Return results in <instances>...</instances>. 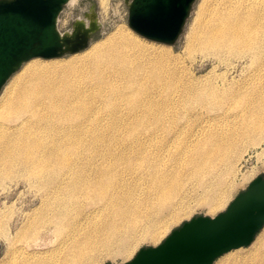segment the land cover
Segmentation results:
<instances>
[{
  "label": "bare ground",
  "instance_id": "6f19581e",
  "mask_svg": "<svg viewBox=\"0 0 264 264\" xmlns=\"http://www.w3.org/2000/svg\"><path fill=\"white\" fill-rule=\"evenodd\" d=\"M227 1L222 14L211 18L213 26L203 32L199 44L233 54L254 70L240 84L230 85L225 103L213 92L204 94L221 106L225 117L189 135L176 150L172 148L179 133L166 127L157 114L158 120L152 119L150 126L156 128L147 129L117 153L109 150L100 164L82 171L85 136L90 125L98 126V97L110 74L126 80L133 113L129 115L135 119L140 96L150 85L161 88L171 77L158 61L125 52V47L135 48L138 43L122 29L80 62L59 67L33 64L8 92L2 109L15 123L0 126V168L16 165L43 193L35 221L30 219L16 236L33 232L37 237L28 247L53 245L43 255L22 248L18 264H98L103 252L129 253L141 238H157L179 217L184 177L199 176L216 161H227L234 142L264 140V0ZM107 2L101 0L104 7ZM87 17L94 20L96 14ZM151 91L149 96L156 95ZM139 126L135 124L133 135ZM159 130L174 135L163 137ZM224 193L217 191L215 205L223 202ZM6 218H0V236L10 242ZM231 264H264V243L249 259Z\"/></svg>",
  "mask_w": 264,
  "mask_h": 264
},
{
  "label": "rangeland",
  "instance_id": "374dc122",
  "mask_svg": "<svg viewBox=\"0 0 264 264\" xmlns=\"http://www.w3.org/2000/svg\"><path fill=\"white\" fill-rule=\"evenodd\" d=\"M203 3L204 0H198L195 3L181 37L172 46L152 42L136 35L128 27V8L124 0H108L105 7L101 0H75L72 4H68L59 17L58 28L61 32H70L77 20L88 22L87 15L91 12L96 14V19L101 24L100 30L93 35L89 47L82 52L51 60L35 58L25 63L7 82L0 94V126L15 123L13 117L7 118V113L3 111L2 106L8 92L15 87L16 82L23 75L28 73L33 64L41 62L59 67L80 62L90 52L103 46L117 29H122L138 43L135 48L125 47V52L158 61L162 69L169 70L171 77L161 84V88L150 85L147 92L140 96L139 107L135 112L138 117L135 119L134 115H129L133 113L129 112L127 103L131 90L127 87L126 80L117 74H110L107 85L102 89V96L98 97L101 112L98 126L90 125L85 136L84 162L86 164L83 163L82 171L85 173L90 165L94 167L100 164L101 159L110 154L109 150L114 149L117 153L121 150L120 148L128 146L134 138L144 136L147 129L156 128L150 126L154 124L152 119L158 120L155 116L157 114L163 116L166 127L179 133L177 144H174L172 149L176 150L175 147L185 145L189 135L198 134L204 125L213 123L214 120L223 121L225 117L223 109H218L221 106L217 107V103L215 104L214 100L205 97L204 94L213 92L219 101H224L230 85L240 84L241 80L254 70L233 54L206 50L199 44L203 32L213 26V19H211L213 15L222 14L220 11L223 7L229 5L227 0H208L200 11ZM261 64H264V57ZM150 91L153 94L157 93L152 97L148 95ZM107 101H110L113 106L108 105ZM238 101L241 102L240 99ZM114 107L113 110L108 109ZM136 123H141L142 126H139L134 132L136 135H133L131 130L135 128ZM173 132L163 134L159 130L157 133L163 137L168 135L170 138L174 135ZM233 148L237 150L234 149L227 154V161L221 159L216 161L215 166L205 169L199 176L183 178L184 191L179 206H182V211L175 221L168 223L157 238L153 239L149 236L141 238L126 254L110 253L112 255L108 256L103 252L98 257V264L130 262L139 250L158 246L185 222L198 216L212 218L224 212L229 204L248 188L252 180L258 177L264 178V140L257 139L249 144L247 139H241L234 142ZM131 150L132 148L126 149L125 152L129 153ZM189 150L196 151L192 147ZM213 183L216 184L215 189L212 188ZM220 189L225 192L224 200L221 204L215 205L214 199ZM42 194L16 165L0 168V218L8 217L4 220L8 222L6 225L3 224V228L5 225L10 240L8 242L0 236V264L20 263L22 248H26L28 254L36 255H43L52 249V244L40 248L28 247L36 240L37 236L33 232V234L29 232L23 235L22 238L16 236L17 231L27 225L28 221H35ZM263 243L264 227L257 233L251 245L226 253L213 264H231L247 260Z\"/></svg>",
  "mask_w": 264,
  "mask_h": 264
},
{
  "label": "water",
  "instance_id": "95a60500",
  "mask_svg": "<svg viewBox=\"0 0 264 264\" xmlns=\"http://www.w3.org/2000/svg\"><path fill=\"white\" fill-rule=\"evenodd\" d=\"M71 0H0V94L28 61L51 60L86 50L101 28L97 19L77 20L70 32L58 28ZM128 27L138 36L172 46L181 37L198 0H124ZM264 227V178L250 182L215 217L198 216L158 246L139 250L126 264H213L252 244Z\"/></svg>",
  "mask_w": 264,
  "mask_h": 264
}]
</instances>
